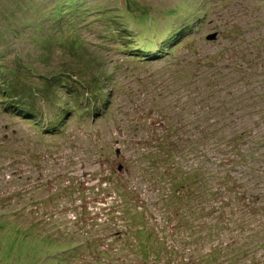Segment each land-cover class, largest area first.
I'll use <instances>...</instances> for the list:
<instances>
[{"label":"rangeland","instance_id":"1","mask_svg":"<svg viewBox=\"0 0 264 264\" xmlns=\"http://www.w3.org/2000/svg\"><path fill=\"white\" fill-rule=\"evenodd\" d=\"M0 264H264V0H0Z\"/></svg>","mask_w":264,"mask_h":264},{"label":"trees","instance_id":"2","mask_svg":"<svg viewBox=\"0 0 264 264\" xmlns=\"http://www.w3.org/2000/svg\"><path fill=\"white\" fill-rule=\"evenodd\" d=\"M183 31H186L185 28L183 29ZM173 37H175V36H173ZM167 43H170V39H168ZM142 50H145V49H142ZM164 50H165L164 47L160 48V55L164 54ZM160 55L158 57H160ZM7 96H10V95H8V93H7ZM12 96L15 97V98H19L20 100H24V99L27 100V99H30V98H34V97H36L38 95L37 94H30L31 97H28V96L24 95L23 93L13 92ZM40 96L44 97L47 101L49 100V96L47 94H45V93L44 94L40 93ZM10 104H13V105H10L7 108L8 111L12 112V111H15L16 109H19L18 106L14 102H12ZM93 105L94 106H92V107L88 105L85 108V111H83V113H85L84 114L85 116L90 115L92 117H97V116H100V114H101V116L105 117L107 115V112L109 111V104H108V100L106 98L105 99H104V97H103V99L101 98L100 104H98V102H95ZM73 107L74 106H72V108ZM93 107L95 109H93ZM12 108H14V109H12ZM73 109H75V107ZM27 110L28 111L23 110V111H19V112H20V114H23L24 116H26L27 114H31V115L34 114V111H33L34 109L33 108L32 109H27ZM71 111H72V109H68V110L64 111L61 108V111L58 112L55 115L53 114L52 117L53 118H56V117L60 118L61 116H63V118H62L63 120H61L59 122V124H58V125H61L63 123L64 119H66V116H68L71 113ZM90 112H92V114H90ZM58 125H53V123L51 121H49L46 127L49 128L48 129V130H50L49 132H52V130L56 129V127ZM232 152H237V151L232 150ZM161 163L162 162H159V166L160 167L163 166V163L162 164ZM163 168H165V165L163 166ZM184 168H186V167H184ZM160 169H162V168H160ZM186 169L189 170L190 166L187 167ZM161 173H164L163 169H162ZM161 173H160V177H159V182H163L165 179H167L168 182L170 181L169 182V187L166 188V189L163 188V190L161 191V196H160V200L164 202V206H167L165 208L166 209L170 208V211H168V210H166V211L171 212V213H172L173 210L175 212L176 211L179 212V211L183 210V208L185 206V203L189 202V200H191V199H195L194 201L198 200L199 202H202L203 199L194 195L193 188H191L190 186L185 184V180H183V178H180L177 182H173L172 176H166V175L164 176V175H161ZM193 177H195V176H193ZM204 187H205L204 184L202 185V187H199V189H198L199 193H200V190L203 191L205 189H208V191H209V189L211 188L209 186L206 187V188H204ZM196 191H197V189H196ZM180 194L182 195V198L179 197ZM200 196H201V194H200ZM206 196H207V198L205 200L210 199V198L213 197L210 193H206ZM175 200H179L178 202L179 203L181 202V204H183V206H182L183 208L182 207L179 208L177 205H175L176 207L174 209L172 207V205H170V204H172L171 203L172 201L174 203Z\"/></svg>","mask_w":264,"mask_h":264},{"label":"water","instance_id":"3","mask_svg":"<svg viewBox=\"0 0 264 264\" xmlns=\"http://www.w3.org/2000/svg\"><path fill=\"white\" fill-rule=\"evenodd\" d=\"M215 37H216V35H210L206 39L209 40V41H212V40L215 39Z\"/></svg>","mask_w":264,"mask_h":264}]
</instances>
